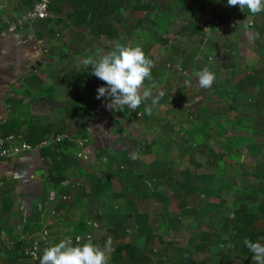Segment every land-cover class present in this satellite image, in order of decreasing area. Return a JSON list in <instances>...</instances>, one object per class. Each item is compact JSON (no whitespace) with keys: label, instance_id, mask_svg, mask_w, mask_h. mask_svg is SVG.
I'll list each match as a JSON object with an SVG mask.
<instances>
[{"label":"crops","instance_id":"obj_1","mask_svg":"<svg viewBox=\"0 0 264 264\" xmlns=\"http://www.w3.org/2000/svg\"><path fill=\"white\" fill-rule=\"evenodd\" d=\"M34 1L0 0V28ZM124 1L108 16L116 37L97 33L102 0H54L47 20L0 40V135L64 136L0 158V264H219L235 213L264 204V34L250 25L264 13L245 18L233 0L240 22L219 33L205 23L227 0ZM211 33L234 51L230 74L213 73L222 83L168 71L156 46ZM249 262L260 257L232 264Z\"/></svg>","mask_w":264,"mask_h":264},{"label":"trees","instance_id":"obj_2","mask_svg":"<svg viewBox=\"0 0 264 264\" xmlns=\"http://www.w3.org/2000/svg\"><path fill=\"white\" fill-rule=\"evenodd\" d=\"M231 2L233 0H230ZM255 0H247V2L241 7L243 8V14L246 18L251 12L254 15L258 13L261 15L264 13V0H261V5L259 9H253L250 7V4L254 3ZM103 2V11L101 16L100 30L97 32L99 34L106 33L108 36L116 37L118 35V30H114L111 27V24L108 20V16L118 12L121 7L125 4L124 0H102ZM229 3V2H228ZM233 6L239 8L238 3H234ZM138 8H144L143 4H137ZM240 7V8H241ZM251 15V16H252ZM255 18V16H254ZM195 22V21H194ZM255 27L258 30L260 35L264 34V23L262 26L257 24V21L254 20L252 27ZM195 32L201 33V29L198 26H195ZM131 59V57H130ZM135 59V58H134ZM134 65L141 67L142 63L135 59ZM10 131L3 132V135H9ZM16 134H22L28 142L34 143L37 140L49 139L55 134H51V128L47 126H34L31 125L23 134L22 132H15ZM264 191V186L262 187ZM261 213H264V204H251L241 207L238 213L234 215V235L232 242L225 244V246L219 245L218 257L215 259V263L219 264H232L234 260L250 259L258 255L260 257V263L264 264V231H261L256 227V222L259 219Z\"/></svg>","mask_w":264,"mask_h":264},{"label":"built area","instance_id":"obj_3","mask_svg":"<svg viewBox=\"0 0 264 264\" xmlns=\"http://www.w3.org/2000/svg\"><path fill=\"white\" fill-rule=\"evenodd\" d=\"M54 0H35L33 5L18 15L4 14L1 17L2 27L0 28V40L7 37L9 34L22 29L27 24L37 23L47 20L51 17L50 6ZM261 0H255L253 7L259 9ZM239 17L237 14H229L227 19L212 17L205 23L207 31H216L219 33H227L229 29L231 32L237 28ZM253 25V22H250ZM225 54L232 55L234 51L230 48L223 49ZM169 72H181L186 74L183 66L180 63H171L168 65ZM138 75H135L133 80L138 81ZM142 115V112L138 113ZM64 139L61 134L55 135L49 139L42 140L38 143L28 142L22 134L10 133L9 135H0V158L16 157L23 152L32 151L35 148H42L52 143H59ZM71 139V138H70ZM82 143V142H81ZM48 232L44 231V235ZM41 238H35L33 243L27 249V254L33 262L40 261Z\"/></svg>","mask_w":264,"mask_h":264},{"label":"rangeland","instance_id":"obj_4","mask_svg":"<svg viewBox=\"0 0 264 264\" xmlns=\"http://www.w3.org/2000/svg\"><path fill=\"white\" fill-rule=\"evenodd\" d=\"M241 1H242V3H245V1H247V0H241ZM227 2H229V3H227L226 5L220 4V7L222 6V8L220 10H218L219 13L217 14V18H222V16L224 17L226 14L227 15L236 14V12L232 11V8L233 9L236 8L235 6H233V1L231 2L230 0H227ZM180 3H181V1H180ZM254 3H255V1H254ZM254 3L253 4L251 3L250 7H253ZM225 8L227 9V11H230V12H226V14H225V12H224ZM238 9L239 8H237L236 10H238ZM253 9L254 10L256 9L255 6ZM238 17H239V22H240L241 18L239 15H238ZM186 19L187 20H185L184 23H189L191 25L192 19L189 17H186ZM250 22H254V21L252 20ZM184 37H185V39H179V40H183V42H189L190 41V43H193V44L185 43L186 46H182L180 44H177L178 46H171L170 45L168 48L163 49V47L161 45H163L164 42H161L159 44V46H156V49L160 52V54L169 58V60L166 61V62H168L166 66H168L171 63H174V64L180 63L181 66H183V70H185L187 72L186 74H184V73H181V74L185 75L186 77L191 76V75L194 76V72L201 70L204 73V79H202L203 82L205 80L207 82L210 81L211 83H213V86H214V84L222 83V81L220 83H218V81L221 77L218 76V79L216 80V76L213 75V73H216L217 72L216 70L219 69L218 73L220 75L225 74V78H226V76L228 74H230L231 69H230L229 64L224 65V66L220 65L223 63L222 59L227 57L226 54H223L225 52L223 50L224 48L222 47L223 46V40L219 39L220 34L211 33L210 35H206L204 37V39L199 38L198 40H195V41H191V37L189 36V34H186V36L184 34ZM207 37H209V39ZM206 45H207V51L200 48L201 46L204 47ZM205 49H206V47H205ZM209 50H210V52H209ZM197 53H199V54H197ZM195 54H197L198 56ZM190 55H191V57H190ZM224 55H226V56H224ZM196 56H197V59H196ZM165 60H167V59L165 58ZM165 60H164V62H165ZM164 72H165V70L163 71V73ZM176 75H178V74L177 73L173 74V76H176ZM170 76H172V75H170ZM225 78L223 79L224 84L226 83ZM172 79L176 80L175 77H172ZM142 80H143V75L141 76V82H142ZM227 80H229V79H227ZM227 85H229V82H227ZM255 204H257V202ZM248 205H250L249 202H248ZM251 262H254V260H251ZM248 264H250V262ZM252 264H254V263H252Z\"/></svg>","mask_w":264,"mask_h":264}]
</instances>
